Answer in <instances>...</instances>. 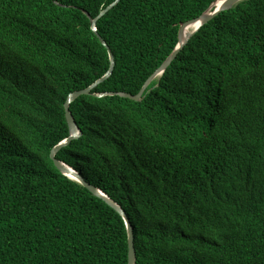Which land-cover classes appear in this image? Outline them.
Masks as SVG:
<instances>
[{"label":"trees","instance_id":"obj_1","mask_svg":"<svg viewBox=\"0 0 264 264\" xmlns=\"http://www.w3.org/2000/svg\"><path fill=\"white\" fill-rule=\"evenodd\" d=\"M0 0V264H264V0ZM217 5H214L216 8ZM103 38L109 48L101 41Z\"/></svg>","mask_w":264,"mask_h":264},{"label":"water","instance_id":"obj_2","mask_svg":"<svg viewBox=\"0 0 264 264\" xmlns=\"http://www.w3.org/2000/svg\"><path fill=\"white\" fill-rule=\"evenodd\" d=\"M120 0H116L114 3L109 5L106 9H104L95 19L92 20V25L93 28L96 30V24L99 18H101L104 14H106L112 7H114ZM221 1V2H220ZM242 0H217L206 12H204L201 16L191 19L187 22H184L181 25V40L176 49L171 53V55L166 59V61L149 77V79L146 81L142 89L137 93L136 95L126 93V92H119L118 94L124 97H128L134 100H141L145 90L147 89L148 85L151 83V81L162 75L164 71L169 67V65L175 60L179 52L183 49L185 44L188 42L189 38L199 30V28L207 23L209 20H211L213 17L218 15L220 12L224 10H228L232 8L236 3L240 2ZM214 5H217L216 8H214ZM193 24H198V26L193 30V31H187L188 27L193 25ZM187 31L186 36H184V33ZM101 41L104 45H106L108 48L109 46L107 45L106 41L101 38ZM110 51V57H111V66L109 71L96 80L93 84L88 86L87 88L76 90L72 92L66 102H65V111H66V117L67 121L69 123L70 127V136L57 144L51 151V159L54 161L56 167L61 170L63 173L66 175L75 178L79 180L85 187H87L91 192H93L95 195L103 198L106 200L110 205H112L114 208H116L124 217L127 227H128V233H129V264H136L137 262V255H136V247H135V236H134V230L133 226L129 220V217L127 216L125 210L122 208V206L117 203L115 200H113L106 192H104L101 188L91 184L88 182L80 173L77 169L74 167L66 164L62 160L57 158V153L65 146L70 144L74 139H77L81 136L82 130L77 124L72 111L70 109L71 104L79 98L81 95H88L92 93V90L105 81L113 72L115 68V57L114 54L112 53L111 49L109 48Z\"/></svg>","mask_w":264,"mask_h":264},{"label":"bare ground","instance_id":"obj_3","mask_svg":"<svg viewBox=\"0 0 264 264\" xmlns=\"http://www.w3.org/2000/svg\"><path fill=\"white\" fill-rule=\"evenodd\" d=\"M221 2V1H220ZM237 4V3H236ZM198 26V24H193V25H191V26H189L188 27V32L189 31H193L196 27ZM97 30V29H96ZM187 31L184 33V36H186V33H187ZM143 97V96H142ZM142 99V98H141ZM134 100V99H133ZM137 101V100H136ZM140 101V100H139ZM80 173V172H79ZM81 174V173H80ZM83 176V175H82ZM132 224V223H131ZM134 230V229H133Z\"/></svg>","mask_w":264,"mask_h":264}]
</instances>
